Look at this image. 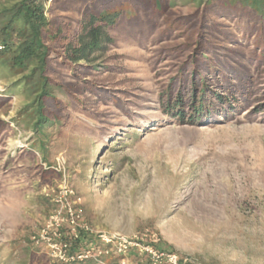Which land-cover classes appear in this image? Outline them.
<instances>
[{"label": "rangeland", "instance_id": "rangeland-1", "mask_svg": "<svg viewBox=\"0 0 264 264\" xmlns=\"http://www.w3.org/2000/svg\"><path fill=\"white\" fill-rule=\"evenodd\" d=\"M193 8L177 3L174 10ZM156 48L118 39L100 55L98 63L118 57L112 62L119 69L100 76L137 94L140 107L130 119L102 103L89 111L68 107L46 160L34 152L32 133L15 122L22 99L10 97L9 108L0 109L9 126L0 141V264H63L30 242L63 186L80 198L73 206L95 231L148 232L157 248L196 264H264V112L195 126L163 114L157 97L173 59L151 58ZM5 86L0 81V93ZM258 86L261 93L264 74ZM135 256L107 262L136 264Z\"/></svg>", "mask_w": 264, "mask_h": 264}, {"label": "trees", "instance_id": "trees-1", "mask_svg": "<svg viewBox=\"0 0 264 264\" xmlns=\"http://www.w3.org/2000/svg\"><path fill=\"white\" fill-rule=\"evenodd\" d=\"M46 1L0 0V81L6 83L0 109L9 108L10 97L22 99L15 122L32 133V148L44 160L53 129L69 119L68 107L89 111L102 103L129 119L140 107L137 94L117 89L110 75L100 76L104 69H119L115 56L96 62L118 39L148 40L157 47L151 58L173 59L157 102L181 124L264 112L258 86L264 74V0H51L45 7ZM177 3L194 8L176 11ZM8 129L0 119V141ZM66 239L73 252L92 237ZM134 260L152 264L145 257Z\"/></svg>", "mask_w": 264, "mask_h": 264}, {"label": "built area", "instance_id": "built-area-1", "mask_svg": "<svg viewBox=\"0 0 264 264\" xmlns=\"http://www.w3.org/2000/svg\"><path fill=\"white\" fill-rule=\"evenodd\" d=\"M73 197L75 200L70 201ZM79 201L80 198L75 196L71 188L61 187L52 199L55 208L30 236L33 247L44 249L52 261L63 264L87 261L92 264H107L109 258H124L133 251L152 264H196L186 256L157 248L156 237L148 232L128 236L118 232L93 230L83 222L82 209L73 206ZM82 234L92 237V240L83 249L70 252V242L66 237L77 240ZM123 261L122 259V264Z\"/></svg>", "mask_w": 264, "mask_h": 264}]
</instances>
